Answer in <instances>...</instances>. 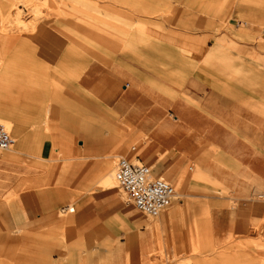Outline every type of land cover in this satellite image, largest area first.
<instances>
[{
    "label": "rangeland",
    "instance_id": "1",
    "mask_svg": "<svg viewBox=\"0 0 264 264\" xmlns=\"http://www.w3.org/2000/svg\"><path fill=\"white\" fill-rule=\"evenodd\" d=\"M261 32L264 0H0V123L17 140L0 152V264H264L263 191L252 224H212L209 195L231 200L222 210L243 206L207 173L210 162L231 168L221 152L200 142L160 170L154 162L166 155L141 160V118L129 125L79 83L93 62L123 61L150 73L139 85L169 101L191 75L236 86L256 71L239 46H261ZM122 157L175 186L170 210L199 213L177 224L147 218L115 180ZM56 191L65 195L52 208Z\"/></svg>",
    "mask_w": 264,
    "mask_h": 264
},
{
    "label": "crops",
    "instance_id": "2",
    "mask_svg": "<svg viewBox=\"0 0 264 264\" xmlns=\"http://www.w3.org/2000/svg\"><path fill=\"white\" fill-rule=\"evenodd\" d=\"M261 36L264 37V32ZM239 52L242 57L254 54V77L236 86H220L208 77L191 75L182 89L170 88L178 94L173 101L145 85L140 86L141 78L152 79V76L129 62L130 70L122 66L123 61L110 67L93 62L79 80L82 87L92 92L117 117L125 118L129 125L135 126L136 118H141L138 120L142 134L139 139L141 160L147 161L157 152L167 157L155 161L154 167L160 170L167 167L169 155H196L200 142H208L221 152L223 161L231 168L210 162L207 173L230 190L233 202H241L243 206L239 212L222 210L220 205L231 200L218 198L215 193L209 195L212 224H222L227 216L230 221L234 218L235 224H252L259 218L257 211L262 207L255 194L259 190L264 192V116L258 112L264 101V44H241ZM3 115L0 109V121ZM8 126L15 129L11 123ZM134 139L133 134L128 141ZM137 150L136 146L132 147V151ZM108 164L107 161L102 164V179L104 173L110 171ZM185 164L183 159L170 170L178 172ZM157 174L156 171L154 176ZM64 195L60 191L54 192L49 199L50 206L54 208ZM194 196L200 197L199 194ZM199 211V205L169 209L160 216L157 224H177L186 213ZM144 235L148 236L147 233ZM121 243L127 245L128 238Z\"/></svg>",
    "mask_w": 264,
    "mask_h": 264
},
{
    "label": "built area",
    "instance_id": "3",
    "mask_svg": "<svg viewBox=\"0 0 264 264\" xmlns=\"http://www.w3.org/2000/svg\"><path fill=\"white\" fill-rule=\"evenodd\" d=\"M16 142L7 128L0 123V152L12 150ZM115 179L125 192L128 202L147 218H158L173 205L176 189L171 182L154 176L153 169L143 163H133L119 158L115 168ZM62 212H74L68 207Z\"/></svg>",
    "mask_w": 264,
    "mask_h": 264
},
{
    "label": "bare ground",
    "instance_id": "4",
    "mask_svg": "<svg viewBox=\"0 0 264 264\" xmlns=\"http://www.w3.org/2000/svg\"><path fill=\"white\" fill-rule=\"evenodd\" d=\"M8 130V129H7ZM9 131V130H8ZM10 132V131H9ZM11 133V132H10ZM13 135V134H12ZM13 137H14V135H13ZM14 139H15V142L17 143V140H16V138L14 137ZM116 180V179H115ZM176 198H178V194H177V192H176ZM72 210H73V208H71Z\"/></svg>",
    "mask_w": 264,
    "mask_h": 264
}]
</instances>
